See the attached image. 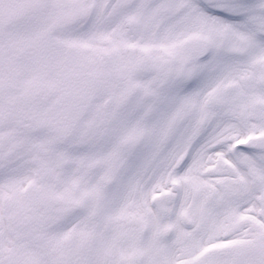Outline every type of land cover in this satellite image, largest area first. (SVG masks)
<instances>
[{
    "label": "snow or ice",
    "instance_id": "obj_1",
    "mask_svg": "<svg viewBox=\"0 0 264 264\" xmlns=\"http://www.w3.org/2000/svg\"><path fill=\"white\" fill-rule=\"evenodd\" d=\"M0 264H264V0H0Z\"/></svg>",
    "mask_w": 264,
    "mask_h": 264
}]
</instances>
